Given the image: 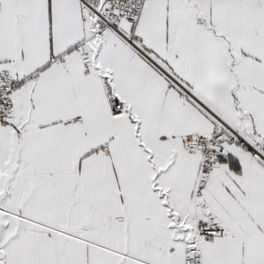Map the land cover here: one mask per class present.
Listing matches in <instances>:
<instances>
[{
  "label": "snow or ice",
  "instance_id": "snow-or-ice-1",
  "mask_svg": "<svg viewBox=\"0 0 264 264\" xmlns=\"http://www.w3.org/2000/svg\"><path fill=\"white\" fill-rule=\"evenodd\" d=\"M0 264H264V0H0Z\"/></svg>",
  "mask_w": 264,
  "mask_h": 264
}]
</instances>
